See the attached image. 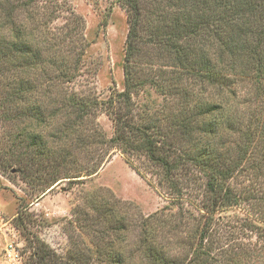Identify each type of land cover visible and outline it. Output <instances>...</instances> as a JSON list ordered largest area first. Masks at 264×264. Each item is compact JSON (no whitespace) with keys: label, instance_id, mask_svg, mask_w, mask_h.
I'll return each instance as SVG.
<instances>
[{"label":"trees","instance_id":"obj_1","mask_svg":"<svg viewBox=\"0 0 264 264\" xmlns=\"http://www.w3.org/2000/svg\"><path fill=\"white\" fill-rule=\"evenodd\" d=\"M165 1L166 6L157 12L165 20L172 18V26L155 29L150 43L162 46L164 52L175 58L174 68L189 72L207 86L216 87L219 101H205L191 110L186 105L189 89H184L179 96L177 80L158 84L154 78L147 82L134 77L131 63L138 54L144 13L139 0H121L127 9L129 32L125 89L119 94V101L130 106L133 95L148 85L158 89L162 96H173L176 105L182 102V109L168 113L165 108L163 120L149 115L141 125L135 124L134 118H128L130 110L124 114L112 111L114 135L99 141L116 147L126 156L144 158L151 174L158 177L159 184L168 191L173 206L178 207L176 213L168 217H164L163 211L149 217L140 215L136 219L138 223L132 225L127 218L126 203L117 200L110 191L108 196L116 200L113 204L107 197L93 194L83 205L85 208L79 206L73 213L78 228L92 237L91 245L81 250L74 243V250L62 257L27 231L31 218L21 206L16 223L23 229L26 248L31 252L27 264H258L264 261V248L259 254L256 246L250 243L246 246L233 242L232 231H226L224 241L214 233L217 215L218 221L223 222V215L246 208L248 215L241 227L254 234L262 232L264 236V0ZM35 3L36 0H12L11 3L0 0V31L10 30L14 39L0 38V107L4 115L15 122L28 120L29 127L36 128L43 124L49 126L50 120L65 111L69 122L60 130L61 137L65 142L75 138L79 150L81 144L87 146V138L97 140L101 137L93 132L89 136L90 129L84 120L98 105V100L72 96L59 88L58 91L42 89L35 80L23 78L25 70H40L52 82L46 66L53 68L58 63L46 59L41 50L29 42L23 25L15 20L18 12L29 11ZM182 41H196L197 47ZM209 42L212 43L210 47H217L215 58L198 47H207ZM244 78H250L256 93L241 106L247 108V104H251L253 108L243 109L241 116L238 112L233 115V103L239 100L232 89L233 80ZM61 80L68 82L69 77L61 75ZM39 95L51 99L45 103ZM56 104L61 107H55ZM108 104L114 110V102L111 100ZM50 105H54L51 110ZM48 111L52 112L47 115ZM73 112L75 118L72 119ZM225 129L240 133L237 152L222 153V145L217 142ZM31 134V141L25 146L27 159H23L22 165L17 163L19 170L28 172L26 176L34 164H38L40 170H49L52 177L47 190L60 181L58 168L62 167L60 163L70 159V155L66 152L59 155L62 161L57 162L58 156L40 143L37 134ZM77 160H73V167ZM126 162L142 176L135 161L127 159ZM98 168L80 171L74 178L94 175ZM243 173L249 185L239 190L235 188L238 185H231V182ZM117 205L124 206V212L117 209ZM194 214L200 216L197 223L191 218ZM129 235L132 248L126 253L130 247Z\"/></svg>","mask_w":264,"mask_h":264},{"label":"rangeland","instance_id":"obj_2","mask_svg":"<svg viewBox=\"0 0 264 264\" xmlns=\"http://www.w3.org/2000/svg\"><path fill=\"white\" fill-rule=\"evenodd\" d=\"M139 1L144 13V26L141 42L137 44L138 54L131 63L134 77L147 82L154 78L158 84L164 83L165 80L167 82L177 80L180 83L179 96H182L184 89L187 87L189 89L186 105L188 108L191 107V110L205 101L212 103L219 101L220 94H217L216 87L207 86L189 72L174 68L175 58L164 52L162 46L150 43V37L155 29L164 30L172 26V18L165 20V17L159 16L157 12L166 6V1ZM15 20L23 25L29 42L41 50L46 59L58 62L53 68L46 66L52 82L40 70H25L23 78L35 80L42 85V89L58 91L56 89L59 88L72 96L86 97L92 101L97 99L98 105L84 120L85 126L90 129L88 135L93 132L101 137L97 140L87 138V146L81 144L78 150L75 138L73 141L65 142L61 137L60 130L62 131L64 125L69 122V116L65 111L50 120L49 126L43 124L36 128L29 127L28 120L15 122L9 115H4L0 107V212L4 220V224L0 225V264H27L29 261L31 252L26 248L23 229L16 223L21 206L26 215L30 216L29 219L31 218V221L27 222V231L62 257L68 256L74 250V243H77L81 250L86 249L85 245L88 247L91 245L92 237L78 228L73 213L79 206L85 208L83 205L93 194L107 197L113 204L116 200L108 196L110 191L117 200L126 203L130 208H125L130 214L127 218L132 225L138 223L136 219L140 215L149 217L163 211L164 217H168L170 213H176L178 207L173 206L168 191L159 184V178L151 174L144 158L126 156L116 147L100 142L111 139L114 135L112 111L124 114L130 110L128 118H134V123L141 125V121L149 115H156L163 120L165 108L168 113L182 109V102L176 105L173 96H162L158 89L155 90L148 85L133 95L130 106H125L119 101V94L125 89L126 42L129 32L128 13L121 0H36L29 11L22 14L18 12ZM2 37L14 41L10 30L0 31V38ZM194 42L196 41L181 43L194 44V47H197ZM210 45L211 42L207 47L205 45L198 47L204 48L213 57L217 53V47ZM64 74L69 77L68 82L59 81V77ZM9 75L11 76L10 73ZM53 79L57 81L53 82ZM61 82L63 84L59 86ZM232 89L239 98L237 104L233 103L235 107L232 113L234 115L238 112L241 116L243 109L247 110L250 106L253 108L251 104L250 106L247 104V108L241 104L247 102L256 90L250 78L233 80ZM40 97L45 103L51 99ZM111 100L114 102V110L108 104ZM56 106L61 107L57 104ZM52 107L54 105H50V110ZM51 112L48 111L47 115ZM71 117L75 118L74 112ZM92 129H96L97 132ZM31 133L37 134L40 143L47 146L50 153L58 156L57 162L62 161L59 155L65 152L70 155V159L64 162L65 165L60 163L62 167L58 168L57 175L60 181L47 190L52 177L48 173L49 170H40L38 164H34L29 168L30 176H26L28 172L19 170L17 163L22 165L23 159L24 161L27 159L25 146L31 141ZM221 133L217 143L222 145V153L232 150L237 152L240 133L230 129L222 130ZM75 158L78 160L76 167H73L72 162ZM127 159L135 161L141 169L142 176L137 175L127 164ZM95 167L99 168L94 175L74 178L80 171H91ZM67 176L72 178L65 179ZM247 179L244 173L238 174L231 185H238L235 188L240 190L241 187L249 185ZM77 180L78 182H75ZM117 206V209L124 212V206ZM247 212L246 208L234 209L228 216L223 215V222L218 221L217 215L214 223L215 237H223L224 241L226 231H232L233 238L229 239L237 242V245L248 246L250 243L256 246L255 250H259L260 254L264 248L262 232L254 234L241 227L242 220L247 218ZM198 217H200L198 214H194L191 218L197 223ZM131 242L132 236L129 235L130 247L126 253L131 252ZM9 243L19 245L21 254L19 261L10 262L7 258L5 248ZM257 263L264 264V261Z\"/></svg>","mask_w":264,"mask_h":264},{"label":"built area","instance_id":"obj_3","mask_svg":"<svg viewBox=\"0 0 264 264\" xmlns=\"http://www.w3.org/2000/svg\"><path fill=\"white\" fill-rule=\"evenodd\" d=\"M3 224H4V220H3L2 214L0 212V225L2 226ZM5 254H6L7 258L10 260V262H16V261H19L18 259H21L19 245H15L13 243H9L6 246Z\"/></svg>","mask_w":264,"mask_h":264}]
</instances>
